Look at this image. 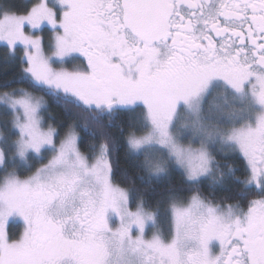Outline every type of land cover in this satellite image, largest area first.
I'll use <instances>...</instances> for the list:
<instances>
[{
    "label": "snow or ice",
    "instance_id": "obj_1",
    "mask_svg": "<svg viewBox=\"0 0 264 264\" xmlns=\"http://www.w3.org/2000/svg\"><path fill=\"white\" fill-rule=\"evenodd\" d=\"M0 264H264V0H0Z\"/></svg>",
    "mask_w": 264,
    "mask_h": 264
},
{
    "label": "trees",
    "instance_id": "obj_2",
    "mask_svg": "<svg viewBox=\"0 0 264 264\" xmlns=\"http://www.w3.org/2000/svg\"><path fill=\"white\" fill-rule=\"evenodd\" d=\"M53 109H54L55 111H57V112L60 111V109H59L55 104H53ZM112 131H113L114 133H116V129H115V128H113ZM116 134L118 135V133H116ZM123 163H124L123 160H121V164H123ZM174 180L178 181V180H179V176H178V175L175 176V177H174ZM221 194H222V193H221Z\"/></svg>",
    "mask_w": 264,
    "mask_h": 264
}]
</instances>
